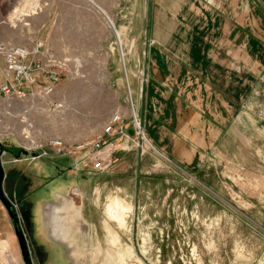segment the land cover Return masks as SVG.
Here are the masks:
<instances>
[{
	"label": "rangeland",
	"instance_id": "1",
	"mask_svg": "<svg viewBox=\"0 0 264 264\" xmlns=\"http://www.w3.org/2000/svg\"><path fill=\"white\" fill-rule=\"evenodd\" d=\"M20 1L0 0V86L7 78L4 51L13 46L59 77L48 94L41 90L51 82L48 75L24 96L0 89V161L6 173L26 179L22 195L32 235L48 263L75 264L82 255V240L74 249L50 230L48 214L65 197L80 199L90 224L87 244L112 250L113 264H264V0H247L250 9L238 12L242 28L234 46L227 31L235 27H224L223 58L238 72L226 76L223 93L234 105L222 136L193 164L156 153L134 116L143 130L140 110L155 48L174 54L180 65L190 62L185 53L201 40L195 32L211 13L194 8L203 0H172L176 9L167 0H38L23 24L12 25L6 16ZM216 47L208 48L214 58ZM117 111L132 138L116 140L109 172L87 174L63 156L29 153L48 138L70 144L91 137ZM117 199L123 225L107 215ZM106 223L117 235L114 244ZM11 225L0 204V264H20Z\"/></svg>",
	"mask_w": 264,
	"mask_h": 264
},
{
	"label": "crops",
	"instance_id": "2",
	"mask_svg": "<svg viewBox=\"0 0 264 264\" xmlns=\"http://www.w3.org/2000/svg\"><path fill=\"white\" fill-rule=\"evenodd\" d=\"M165 3L176 9L172 0ZM194 8L211 13L203 21V30L195 32L200 34L201 40L197 38L195 43L193 40L185 53L190 62L180 65L174 60V54L155 48L150 56V79L145 85V102L140 110L143 130L159 150L186 164L196 163L199 155L222 136L228 107L234 105L232 100L225 98L223 84L228 74L236 75L238 70L231 67V63H225L220 38L226 34L225 26L235 27V30L227 31L234 46L235 37L242 28V22L237 19L238 12L250 9L247 0L246 3L241 0H203ZM194 25L197 22L192 27ZM256 41L252 37L249 44L254 46ZM201 43L207 45L199 51ZM213 43H217L216 58L209 54V45ZM232 62L238 63L234 59Z\"/></svg>",
	"mask_w": 264,
	"mask_h": 264
},
{
	"label": "built area",
	"instance_id": "3",
	"mask_svg": "<svg viewBox=\"0 0 264 264\" xmlns=\"http://www.w3.org/2000/svg\"><path fill=\"white\" fill-rule=\"evenodd\" d=\"M4 53L7 78L0 86L3 95L24 96L27 93V89H30L37 80L43 79L47 75L51 82H47L41 90L48 94L54 89V84L59 77L57 70L50 68L49 71H45L39 63L27 61L28 51L21 46L9 47ZM123 117L124 114L122 112H114L109 116L100 131L94 133L91 137L82 141H74L70 144L60 138H48L44 143L35 144L32 148L29 147V153L32 156L35 154L41 156H50L52 154L63 156L72 160V166L75 165L74 169L87 174L109 172L114 163L113 153L116 140L120 138L123 142L128 143L132 138L127 128L124 127ZM134 123L142 140L156 153L168 160L163 153L157 151L148 141L135 116Z\"/></svg>",
	"mask_w": 264,
	"mask_h": 264
},
{
	"label": "bare ground",
	"instance_id": "4",
	"mask_svg": "<svg viewBox=\"0 0 264 264\" xmlns=\"http://www.w3.org/2000/svg\"><path fill=\"white\" fill-rule=\"evenodd\" d=\"M37 1L38 0H21L19 2V7L8 13L6 20L12 25H20L25 20L24 16L33 14L38 8L39 4ZM132 114H134V112ZM119 204L120 202L118 199L111 201L107 206V215L116 219L119 225H123V219L120 212L117 210ZM48 216L52 235L62 243L72 245L74 249H77L80 245L78 240H82L83 245L79 250L82 252V255H80L81 258H78L75 264H87V262L89 264H113L112 256L114 253L112 250L107 249V252L105 253L99 242L94 246L87 244V240H89L88 232L90 224L81 214L80 199L74 198L68 200L65 197H62L61 205L53 206ZM104 227L107 232L106 236L108 242L110 244L116 243L118 238L114 230H112L111 226L107 223ZM84 246H89L90 248L88 247L85 251L83 249ZM73 254L77 255L75 250L73 251ZM123 262H121V264H124ZM135 264H140V261L138 262L135 260Z\"/></svg>",
	"mask_w": 264,
	"mask_h": 264
},
{
	"label": "flooded vegetation",
	"instance_id": "5",
	"mask_svg": "<svg viewBox=\"0 0 264 264\" xmlns=\"http://www.w3.org/2000/svg\"><path fill=\"white\" fill-rule=\"evenodd\" d=\"M25 183V177L19 172L10 171L6 173L4 171L3 191L14 206L17 217L16 221H13L8 216L11 220L13 242L16 246L15 257L19 259L20 264H49L47 261L48 253L41 248V245L32 235L30 205L22 195Z\"/></svg>",
	"mask_w": 264,
	"mask_h": 264
},
{
	"label": "water",
	"instance_id": "6",
	"mask_svg": "<svg viewBox=\"0 0 264 264\" xmlns=\"http://www.w3.org/2000/svg\"><path fill=\"white\" fill-rule=\"evenodd\" d=\"M3 179H4V170L1 166V161H0V203L2 207L5 209L7 215L11 218V220L16 221V213H15V208L12 205V203L8 200V198L5 196L4 191H3Z\"/></svg>",
	"mask_w": 264,
	"mask_h": 264
}]
</instances>
